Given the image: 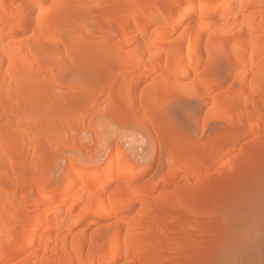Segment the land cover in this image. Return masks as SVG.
Segmentation results:
<instances>
[{
    "label": "bare ground",
    "instance_id": "bare-ground-1",
    "mask_svg": "<svg viewBox=\"0 0 264 264\" xmlns=\"http://www.w3.org/2000/svg\"><path fill=\"white\" fill-rule=\"evenodd\" d=\"M103 1L0 0V264H264V0ZM107 80L108 118L163 136L161 178L139 185L152 161L102 142L101 166L59 174ZM180 96L200 112L188 144L160 115ZM212 120L228 126L203 138Z\"/></svg>",
    "mask_w": 264,
    "mask_h": 264
},
{
    "label": "rangeland",
    "instance_id": "rangeland-1",
    "mask_svg": "<svg viewBox=\"0 0 264 264\" xmlns=\"http://www.w3.org/2000/svg\"><path fill=\"white\" fill-rule=\"evenodd\" d=\"M113 3H114V0H108L106 2L103 1L98 6L99 7L98 10L100 12H102L105 9H107L108 6L112 5ZM106 5H108V6H106ZM90 6H91V4L88 5L89 8L87 7L86 9L90 10L91 9ZM87 38L90 40L92 39L89 36ZM118 39L119 38L116 39L117 42H118ZM53 48L56 49V45L53 46ZM57 49H58V46H57ZM156 79H158L157 74L156 75L153 74V76L150 77V79L141 87V89L143 90V87L145 88L146 85H148L149 83H151L153 80H156ZM110 80H111V82L113 81L112 79H110ZM231 81H232V78H230L228 81L222 82L221 85H223V87H227L231 83ZM108 82H110V81H108ZM111 82H110V84L106 83V85L107 84L111 85L113 83V82L112 83ZM67 85H68L67 82L62 83V86H67ZM108 85H107V87H105V91L103 90L101 96H99V98L97 99V102H96L94 108L91 109L87 113L86 117L83 119L82 128L80 130L81 137L77 138L76 140L69 139L66 147L59 149V154H58V159H57V162L59 163V174L61 173L64 175L65 170L67 168H69L71 161H77L82 166H86L85 160L83 158L86 156L87 153L93 152V151H96L97 154L100 156L99 162L96 163L95 166H101L104 163V159L108 158L110 156V155H107V157H105V150H104L105 147L103 148L101 145H99L102 142L105 144L118 143L121 147L122 152H126L129 148L133 147L132 149L134 150V154H135L133 157V161L137 167H143L144 165H146L152 161L153 165L151 166L149 172H147L144 176H142L140 178L141 180H139V182H140L139 185L146 182V181H149V180L155 181L156 179L161 178L163 173H165L167 170L165 168V165L166 164L170 165V162L168 159H164V161L161 159L162 158L161 156H163L162 152L159 149H157L158 143H160L161 145H163L166 148V143L163 140V136H161V135L160 136H151L150 133L145 128L137 125L135 121L126 122L120 118H118L119 120H116V118H114V120L116 121L115 122L114 120H112V117H110V119H109L107 116V113H105V112H107L105 110L108 109L107 104L105 102V100H106L105 98L108 95L107 91L109 90ZM141 89H140V92L142 91ZM168 102H169V105H168L169 107L167 108V105L164 106V109H162L160 111V115H161V117H163L162 116L163 111L166 108L167 111L165 110L164 116L166 117V119L168 118V120H170L172 122L171 125H172L173 130L177 131V133L178 132L181 133L183 131L189 132L188 133L189 135H187L186 137H183V140L186 141L187 144L191 141H194L195 139L197 140V138L199 139L200 137H202L201 129H200L201 123L198 122L199 118H197L200 115V112H198L199 108H198L197 101L194 98L191 99L190 97L186 98V96H180L179 98L173 97V99H169ZM173 102H174V104H173ZM186 107H189V108H186ZM176 126H178L179 128L178 127L176 128ZM227 126H228L227 122L223 121V120L209 121L207 128H206L207 130H205L203 138L210 136L213 133L221 132ZM215 130H216V132H214ZM187 139H189V142ZM184 141H183V144L185 143ZM180 142L182 143L181 140H180ZM54 173H55V175L57 174V170H55V168H54ZM181 174L183 175V174H185V172H183V173L180 172V175ZM224 178H228V177L224 176ZM173 179H171L167 183L160 184L158 186V190H157L158 192H156V195L158 196L164 188H166L165 190H167V189H172V187L175 189L178 187L177 185L180 186V182H178L179 178L178 179L173 178ZM180 181H181V184H183L182 180H180ZM226 181L224 183V186L227 184L229 186V189L232 190L231 189V185H232L231 181L232 180L227 181V183H226ZM228 182L231 185H229ZM162 186H164V187H162ZM229 189H227V190H229ZM159 190H160V192H159ZM232 192H234V190H232L231 193ZM236 193L239 194L238 191H236ZM237 194H234V195H237ZM156 195H154V196H156ZM229 195H232V194H230V192H229ZM239 196L240 195H237L236 198H234L235 196H232L234 199H231L232 197L230 196V198L227 200L228 204L225 200L226 197H225V199H223L224 198V196H223V197H221V199L219 198L220 200L218 201V203L222 202V200H223V202L220 204L224 205L223 203L226 202L225 203V204H227L226 207H228L230 202H231V205H233L236 203V200L239 199V200H237L238 203L235 204V206L234 205L232 206V207H237L236 211L237 210L239 211L238 207L241 204V202H239L241 200ZM227 198H228V196H227ZM218 203H217V207H221L222 205L219 206L220 204H218ZM236 205H238V206H236ZM232 209L234 210L235 208H231L230 210L232 211ZM236 211H233L229 214L231 216L230 219L228 216H226L227 214L225 215V213H221L224 215L222 217L223 218L222 221H221V214L219 215L220 217H218L219 218L218 222H221L220 225L216 224L217 225L216 226L214 224L213 225L210 224L208 226L209 228H210V226H212L211 227V233H212V230H214L213 233H216V234L219 233L220 234V235H215V236H217V238L215 239L216 241L218 240V242L219 241L223 242L227 239V237H228L227 235H228V233H230V230L232 227V223L230 222L231 218L234 216L240 217L242 215L241 211H239V212L238 211L236 212ZM234 213H236V214H234ZM224 217H228V218L224 219ZM218 218L215 219V221H217ZM226 228H227V230H226ZM226 231H227V233H226ZM220 232H222V233H220ZM216 241H214V243L217 245L218 242H216ZM218 244H220V242ZM18 257H21V256H18ZM18 257H15V259ZM10 263H12V262H9L8 264H10Z\"/></svg>",
    "mask_w": 264,
    "mask_h": 264
}]
</instances>
